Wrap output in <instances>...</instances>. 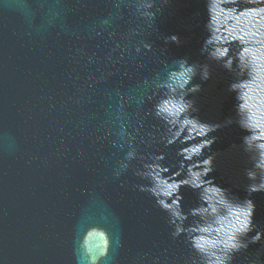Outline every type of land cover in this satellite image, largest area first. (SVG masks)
<instances>
[{
    "label": "water",
    "instance_id": "1",
    "mask_svg": "<svg viewBox=\"0 0 264 264\" xmlns=\"http://www.w3.org/2000/svg\"><path fill=\"white\" fill-rule=\"evenodd\" d=\"M135 3L0 0V264H190L196 254L185 235L172 237L168 214L138 187L148 183L135 175L141 161L114 177L128 150L117 146V116L129 132L139 129L138 153L165 154V175H175L182 145L160 142L164 125L151 114L158 97H146L151 80L182 58L210 70L206 81L197 73L201 90L187 97L193 116L221 124L204 151L216 153L210 177L235 202L255 204L248 238L260 232L261 240L232 264H264V192L246 191L243 137L251 133L240 125L264 128V0H154L155 20ZM172 35L179 44L165 42ZM211 36L216 55L233 57L232 71L202 53ZM149 133L156 139L142 142ZM180 193L185 213L200 204L191 188ZM206 198L209 208L185 221L190 239L207 244L205 233L217 231L226 239L246 224L245 209L218 217L219 194Z\"/></svg>",
    "mask_w": 264,
    "mask_h": 264
},
{
    "label": "clouds",
    "instance_id": "2",
    "mask_svg": "<svg viewBox=\"0 0 264 264\" xmlns=\"http://www.w3.org/2000/svg\"><path fill=\"white\" fill-rule=\"evenodd\" d=\"M154 6V0H136L135 11L141 18L155 20L156 12L152 11ZM103 23L107 24L109 21L105 20ZM211 38L212 36L205 42V45H211V50L209 51L204 46L201 49L202 53L207 51L211 59L222 61V66L228 71H232L233 57H230L228 52L216 55ZM165 42L179 44L180 39L177 35H172L167 37ZM144 47L151 48V45L144 44ZM139 50L137 48V51ZM175 63L176 67L167 70L163 77L157 74L151 80L152 94L146 97L148 101H151L154 96L158 97L152 106L151 114L164 125V134L160 136V142L165 146L176 143L182 145L177 151L180 160L175 175H165L170 172V167L164 164L165 154L149 153L144 156L138 153L135 140L139 129L129 132L125 120L122 116H117L120 124L117 146L121 149L127 147L128 150L114 172V177L119 178L122 173L128 170L131 161L139 159L142 166L135 171V175L148 183L138 185V187L141 191L148 192L155 199L156 204L168 214L169 223L174 228L171 233L172 237L185 235L186 242L190 244L196 254L195 257L190 258V264H232L236 253L247 249L250 243H257L261 240L260 232H256L255 236L248 238V234L255 227L252 222L255 204L251 199H245L242 203L235 202L229 197L228 190L215 184L214 178L210 177L214 171L216 153L205 157L204 151L211 149L216 137L210 136V133L221 128V124L204 123L193 116L191 113L197 112L198 109L195 107V102L187 98L190 94L198 93L201 90L199 84L192 83L198 72L202 80L209 79V66L207 64L200 65L198 69L197 64H189L187 58L176 60ZM238 67L242 72L240 64ZM236 84L233 83L230 90H237ZM145 85L149 86L148 80H145ZM143 102L144 98L142 97L138 103ZM123 111L124 104L121 103L118 112L123 113ZM240 125L251 133L243 137L244 151L249 154L252 164L250 168L245 169V176L250 181L246 186V191L249 195L264 192V128L253 129L242 120ZM193 128L196 129V135L192 133ZM148 135L149 141H144L141 138L142 142L156 139L154 133ZM197 140L198 142H196ZM201 157L203 158L201 159ZM181 176H183L182 179L179 178ZM183 187L196 191L200 201V204L190 209L189 213H185L181 205L183 196L180 190ZM209 190L220 196V200L217 202L220 206L213 209L214 214L223 217L229 215L231 209L242 208L247 211V220L242 228L228 234L226 239L218 231L205 233L208 243L203 244L188 237L184 224L189 215L198 216L201 210L209 208V201L206 198V193ZM165 191L169 192L168 197H164ZM172 196L175 197V200L169 204L168 200ZM252 264H256V262L253 261Z\"/></svg>",
    "mask_w": 264,
    "mask_h": 264
}]
</instances>
